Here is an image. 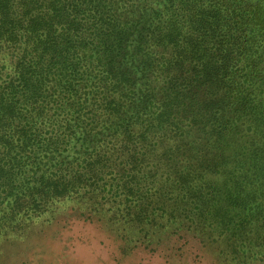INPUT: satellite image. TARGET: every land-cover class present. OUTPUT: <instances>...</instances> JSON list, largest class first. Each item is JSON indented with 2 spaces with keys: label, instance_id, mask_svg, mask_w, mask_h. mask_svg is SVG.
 Masks as SVG:
<instances>
[{
  "label": "trees",
  "instance_id": "1",
  "mask_svg": "<svg viewBox=\"0 0 264 264\" xmlns=\"http://www.w3.org/2000/svg\"><path fill=\"white\" fill-rule=\"evenodd\" d=\"M73 221L53 264H264V0H0V264Z\"/></svg>",
  "mask_w": 264,
  "mask_h": 264
},
{
  "label": "rangeland",
  "instance_id": "2",
  "mask_svg": "<svg viewBox=\"0 0 264 264\" xmlns=\"http://www.w3.org/2000/svg\"><path fill=\"white\" fill-rule=\"evenodd\" d=\"M68 229L64 228V229H60V227L56 228V227H52V228H48L46 230L45 233L38 235L37 237L31 239L32 240V244H36L37 248L41 249L44 252V261L37 255L33 258V260L31 261V264H53L54 259L51 258V256L55 255L52 252L56 251V249H60L61 247V251L64 254L65 252H71V250H69L67 248V246H71V244L73 243V241H71L73 238H78L80 236H85L87 237V239H89V241H96L97 239H99V237H101V231H99L95 226L87 224L85 222L82 221H73ZM101 232V233H100ZM50 233L53 235L52 237H50ZM104 233V231H103ZM105 234V233H104ZM61 241V242H59ZM92 244V243H91ZM94 245V244H92ZM22 246V245H21ZM95 247H97L98 245H94ZM59 247V248H58ZM90 248H93L92 246L90 247H86L85 250L90 251ZM98 248V247H97ZM37 250V249H36ZM80 251V253H83V251H81L80 249H78ZM192 250L195 252L197 251L195 249V247H192ZM28 253V251H26V253H22V255H26ZM47 253V254H46ZM46 254V255H45ZM143 256H140L136 258V260L138 261H142ZM3 260V259H2ZM8 260V259H7ZM10 260V258H9ZM29 259L27 258V261ZM144 262H147L148 259L145 257ZM1 261V258H0ZM16 264H19V259L14 260ZM174 263V262H173ZM11 264V263H8Z\"/></svg>",
  "mask_w": 264,
  "mask_h": 264
}]
</instances>
